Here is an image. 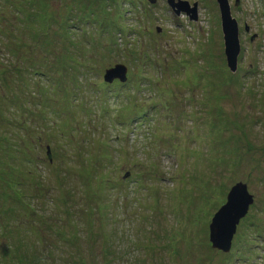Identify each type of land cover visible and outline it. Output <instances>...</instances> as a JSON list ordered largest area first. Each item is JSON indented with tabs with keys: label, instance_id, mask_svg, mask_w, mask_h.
Masks as SVG:
<instances>
[{
	"label": "rangeland",
	"instance_id": "obj_1",
	"mask_svg": "<svg viewBox=\"0 0 264 264\" xmlns=\"http://www.w3.org/2000/svg\"><path fill=\"white\" fill-rule=\"evenodd\" d=\"M180 1L0 0V264H264V0H227L235 71L216 0Z\"/></svg>",
	"mask_w": 264,
	"mask_h": 264
},
{
	"label": "water",
	"instance_id": "obj_2",
	"mask_svg": "<svg viewBox=\"0 0 264 264\" xmlns=\"http://www.w3.org/2000/svg\"><path fill=\"white\" fill-rule=\"evenodd\" d=\"M148 1L152 4L155 3V0ZM216 2L220 12L226 64L231 71H235L239 53L237 23L230 15L227 0H216ZM166 3L175 15L185 13L190 20L196 19V4L189 8L186 2L180 0H166ZM236 3L238 2L236 1ZM102 79L103 82L108 84L115 80L125 83L127 80V68L123 64H115L104 71ZM252 202L253 197L248 193L245 184L238 182L231 187L227 193L225 203L213 215L208 226V239L213 249L221 252L229 251L236 226L247 214Z\"/></svg>",
	"mask_w": 264,
	"mask_h": 264
},
{
	"label": "clouds",
	"instance_id": "obj_3",
	"mask_svg": "<svg viewBox=\"0 0 264 264\" xmlns=\"http://www.w3.org/2000/svg\"><path fill=\"white\" fill-rule=\"evenodd\" d=\"M116 81V80H115ZM114 82V81H113ZM118 83H120L119 81H118Z\"/></svg>",
	"mask_w": 264,
	"mask_h": 264
},
{
	"label": "trees",
	"instance_id": "obj_4",
	"mask_svg": "<svg viewBox=\"0 0 264 264\" xmlns=\"http://www.w3.org/2000/svg\"><path fill=\"white\" fill-rule=\"evenodd\" d=\"M103 80V79H102ZM120 84H122V83H120Z\"/></svg>",
	"mask_w": 264,
	"mask_h": 264
},
{
	"label": "bare ground",
	"instance_id": "obj_5",
	"mask_svg": "<svg viewBox=\"0 0 264 264\" xmlns=\"http://www.w3.org/2000/svg\"><path fill=\"white\" fill-rule=\"evenodd\" d=\"M231 189V188H230ZM230 191V190H229Z\"/></svg>",
	"mask_w": 264,
	"mask_h": 264
},
{
	"label": "flooded vegetation",
	"instance_id": "obj_6",
	"mask_svg": "<svg viewBox=\"0 0 264 264\" xmlns=\"http://www.w3.org/2000/svg\"><path fill=\"white\" fill-rule=\"evenodd\" d=\"M116 82H118V81H116Z\"/></svg>",
	"mask_w": 264,
	"mask_h": 264
}]
</instances>
